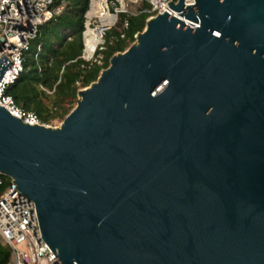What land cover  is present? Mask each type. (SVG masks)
Masks as SVG:
<instances>
[{
	"label": "water",
	"instance_id": "obj_1",
	"mask_svg": "<svg viewBox=\"0 0 264 264\" xmlns=\"http://www.w3.org/2000/svg\"><path fill=\"white\" fill-rule=\"evenodd\" d=\"M134 38L59 127L0 107V174L60 264H264V0L170 2Z\"/></svg>",
	"mask_w": 264,
	"mask_h": 264
},
{
	"label": "built area",
	"instance_id": "obj_2",
	"mask_svg": "<svg viewBox=\"0 0 264 264\" xmlns=\"http://www.w3.org/2000/svg\"><path fill=\"white\" fill-rule=\"evenodd\" d=\"M56 1L0 0V58L4 56L10 62L0 80V107L29 125L47 126L34 112H27L17 106L6 91L25 72L23 55L28 51L30 41L37 35L38 28L63 12L65 3ZM145 1L150 6L149 12L155 16L162 11L164 4L175 3L177 0ZM192 3L193 0L185 2L187 5ZM121 13L124 12L111 13L108 0H90L82 32L83 50L80 59L84 63H101L105 32L114 28L116 17ZM127 27L125 21L119 29L121 38ZM90 32H95V36L87 44ZM39 51L40 48H37ZM76 85L79 90L84 89L81 82ZM8 179L5 184L0 178V186L4 185L0 192V243L11 249V264H60L42 240L34 203L16 189L12 179Z\"/></svg>",
	"mask_w": 264,
	"mask_h": 264
},
{
	"label": "trees",
	"instance_id": "obj_3",
	"mask_svg": "<svg viewBox=\"0 0 264 264\" xmlns=\"http://www.w3.org/2000/svg\"><path fill=\"white\" fill-rule=\"evenodd\" d=\"M60 2L66 5L63 12L38 28L23 55L25 72L6 91L17 106L34 112L44 124L54 118L63 120L76 101L79 90L76 83L81 82V87L86 88L96 81L100 71L108 67L110 58L132 44L135 35L144 29L146 20L154 15L149 12L150 6L145 0H142L138 14H119V29L125 21L128 23L127 29L123 30L124 37H120L119 30H107L101 63L89 65L80 56L90 0L56 1ZM37 48H40L39 52ZM0 178L5 184L9 181L1 175ZM3 186H0V192ZM10 257L11 249L0 243V264H10Z\"/></svg>",
	"mask_w": 264,
	"mask_h": 264
},
{
	"label": "rangeland",
	"instance_id": "obj_4",
	"mask_svg": "<svg viewBox=\"0 0 264 264\" xmlns=\"http://www.w3.org/2000/svg\"><path fill=\"white\" fill-rule=\"evenodd\" d=\"M108 7L111 13H114L115 11L116 12L122 11L125 14L136 15L141 10L142 1L141 0H108ZM118 23H119V17H116L114 29L117 31L119 30ZM75 104H76V101L70 106V108L73 109L75 107ZM61 122L62 120L60 118H54V119H50L48 124L46 125L49 127L55 128V127H59Z\"/></svg>",
	"mask_w": 264,
	"mask_h": 264
},
{
	"label": "bare ground",
	"instance_id": "obj_5",
	"mask_svg": "<svg viewBox=\"0 0 264 264\" xmlns=\"http://www.w3.org/2000/svg\"><path fill=\"white\" fill-rule=\"evenodd\" d=\"M185 2H186V0H185ZM189 2H190V0H187V3H189ZM185 5H187V4H185ZM94 36H95V32H90V37L88 39H86V43L89 44Z\"/></svg>",
	"mask_w": 264,
	"mask_h": 264
}]
</instances>
